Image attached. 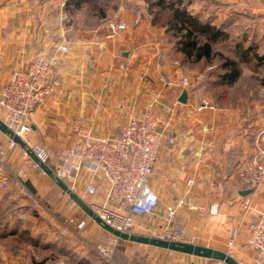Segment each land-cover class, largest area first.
I'll list each match as a JSON object with an SVG mask.
<instances>
[{
  "label": "crops",
  "instance_id": "crops-1",
  "mask_svg": "<svg viewBox=\"0 0 264 264\" xmlns=\"http://www.w3.org/2000/svg\"><path fill=\"white\" fill-rule=\"evenodd\" d=\"M189 10L221 27L229 38L235 30L241 55L257 54L241 65L240 78H246L249 92L240 96L226 89L229 84L203 82L188 93L186 104L180 102L176 107L175 117L164 112L162 107L179 100L182 91L166 87L160 79L204 72L198 63L186 65L188 61L177 52L171 34L153 23L146 0H116L103 8L102 16L90 4L77 6L74 0H0V89L17 65L48 55L58 43L69 46V53L57 66L53 94L31 114L33 130L27 139L28 145H43L54 157L64 155L70 145L75 117H82L96 133L118 136L126 115H139L153 103L155 111L170 120L154 173L148 179L159 196V205L154 214L145 217L147 223L142 225L137 218L134 232L153 233L165 225L168 208L175 206V223L184 229V242L228 252L227 242L238 230L232 254L239 262L249 263L254 256L249 244L252 228L264 213V184L249 188L238 180L235 169L255 152L259 141L264 145V0H195ZM110 18L126 22L127 29L109 37L106 22ZM4 115L0 107L1 120ZM8 137L9 133L0 129L6 147ZM7 160L13 170H25L26 182L23 186L9 176L5 190L0 180V205L7 197L16 207L6 227H14L16 233L0 237V264L43 260L46 253L38 251L41 247H9L8 240L19 241L27 228L52 245L64 240L79 258L87 256L92 239L112 238L113 234L73 201L21 143L8 150ZM190 177L195 180L191 187L187 185ZM249 189L250 194H241ZM105 192L102 184L94 200L102 202ZM247 198L252 200L250 209L244 205ZM212 204L218 205L216 215L189 208L208 209ZM22 215L29 216L25 224ZM39 255L42 260L37 259ZM59 256L57 263L46 264H79L68 254ZM179 260V264H219L185 253Z\"/></svg>",
  "mask_w": 264,
  "mask_h": 264
},
{
  "label": "built area",
  "instance_id": "built-area-1",
  "mask_svg": "<svg viewBox=\"0 0 264 264\" xmlns=\"http://www.w3.org/2000/svg\"><path fill=\"white\" fill-rule=\"evenodd\" d=\"M106 27L108 36L115 37L127 29V23L118 18H110ZM68 53L69 46L66 43L56 44L48 55L17 65L11 71L8 82L0 89V107L5 112L2 121L12 133L8 137L7 147L0 139V180L5 190L8 189L9 176L25 186V170L20 168L15 171L10 167L8 150L19 145L14 136L29 143L27 139L33 130L31 114L53 94L57 66L62 56ZM203 78L198 73H181L175 78L162 77L160 80L166 87L176 91L186 89L189 93L201 84ZM179 104L180 101L176 98L170 105L162 107V110L173 118ZM169 124L170 120L163 119L155 111L153 103L139 115H126L118 136L96 133L78 116L73 120L72 140L64 155L54 157L40 144H29L26 153L33 154L40 163L48 165L54 176L65 181L73 192L84 199L104 224L132 234L139 225L137 218L140 217V224L147 223L145 217L154 214L159 205V196L148 179L154 173ZM169 142L174 143V139L169 138ZM235 170L238 180L249 188L261 187L264 184V145L259 141L255 152L242 159ZM194 182V178L190 177L187 185L191 187ZM102 184L106 185V192L102 202H96L94 197L101 193ZM244 205L246 209H250L252 200L247 198ZM189 208L208 210L212 215L218 213V205L215 204L208 209L195 205H189ZM177 212V207H169L165 225L151 235L183 241L184 229L175 223ZM68 222L69 219H65L64 223ZM252 231L249 244L254 250V256L247 264H264V213L259 215ZM238 233L235 230L227 242V253L231 256ZM120 240L113 235L106 243L89 242V246L108 264H116L115 255ZM219 264L225 263L219 261Z\"/></svg>",
  "mask_w": 264,
  "mask_h": 264
},
{
  "label": "trees",
  "instance_id": "trees-1",
  "mask_svg": "<svg viewBox=\"0 0 264 264\" xmlns=\"http://www.w3.org/2000/svg\"><path fill=\"white\" fill-rule=\"evenodd\" d=\"M116 0H74L77 6L87 3L93 10L99 11L101 16L104 14L103 8L113 3ZM195 0H146L149 6L153 23L159 27H165L167 32L171 34L177 52L183 54L185 61L193 60L194 63L206 61L209 62L215 55L214 45L220 40L229 39L230 35L221 27L212 24L209 19H202L200 15L189 10V6ZM204 1V0H200ZM223 56V55H222ZM253 56H257L256 53ZM220 73L216 74L214 69L204 73V78L201 83L210 85L213 84H233L241 75V63L248 62L249 56L244 54L240 61L229 57H222ZM262 59L263 57L260 56ZM216 74V78L213 74ZM216 79V80H214ZM196 86L194 89H196ZM193 89V90H194ZM5 202L0 205V237H7L10 234H15L16 229H6L11 222L10 217L14 216L15 204L7 197ZM16 220L13 221L15 225ZM23 231L19 236L23 241L30 242V245L38 250L41 247L40 253H46L43 260L35 262V264H46L51 261L57 263L61 255L68 254L73 257L79 264H104L106 261L93 249L90 248L87 256L79 258L78 254L69 249L68 244L60 239L56 245L47 243V239L41 235H32L29 229ZM20 239V240H21ZM60 243V244H59ZM60 245L59 247H57ZM66 252V253H64ZM117 254V253H116ZM116 257V255H115ZM107 263V262H106Z\"/></svg>",
  "mask_w": 264,
  "mask_h": 264
},
{
  "label": "rangeland",
  "instance_id": "rangeland-1",
  "mask_svg": "<svg viewBox=\"0 0 264 264\" xmlns=\"http://www.w3.org/2000/svg\"><path fill=\"white\" fill-rule=\"evenodd\" d=\"M233 31H235V30H233ZM233 31H232L233 35L231 38L226 39V40H220L219 42L215 43V45H214L215 55L209 62L206 63V61H203V62H199L197 64V65L201 66L200 72H202V69L205 70V68H207L208 71H211L209 69L212 68V69H214V71H216L215 72L216 74L220 73L221 68L219 66L221 65L222 61H224L222 58L223 56L235 59L237 61H240L241 58H243V55H241L239 53V49L237 46L239 43V37L237 36V34H234L236 31L235 32H233ZM252 57H251V55L249 56L250 61L253 60ZM193 63H194V61L191 60V61H188V63L186 65H193ZM240 63H241V61H240ZM241 65H242V63H241ZM241 65H240V67H241ZM208 67H210V68H208ZM215 73H214V76H216ZM245 83H246V78L245 77H242V78L239 77L236 83L234 82L233 84H229L226 89L229 92H231L232 94H239L240 93V96H243L244 94H246V92H249V90L246 88L247 84H245ZM240 88H243L242 92H240V90H239ZM28 217L29 216L22 215L21 219H22L23 224H25L28 221V219H29ZM67 219H69V218H67ZM27 229H29V228H27ZM30 230L32 232V235L37 234L36 230H34L33 228H30ZM26 231H28V230H26ZM103 234L106 236L107 233L105 232ZM137 234H144V235H148V236H153L151 234H147V233H143V232L142 233L137 232ZM15 239H18V238H15ZM20 239H19V241L14 240V238L9 239L8 240L9 241L8 242L9 247L10 248H19V247L23 248V247L31 246L30 242L23 241L22 239L21 240ZM92 241H94V242H91V244H99V243H106L109 240H107V238H105V239L102 238L101 242H98V241L93 240V239H92ZM159 252H163L165 256L160 257ZM116 253H117L116 257H115L116 264H179V261H180L179 257L183 256L182 252H172L170 250L163 249L160 247L150 246V245H146V244H140V243L132 242L129 240H123V239L120 240ZM37 259L42 260V257L40 256ZM104 264H108V263L105 262ZM241 264H247V263H241Z\"/></svg>",
  "mask_w": 264,
  "mask_h": 264
},
{
  "label": "water",
  "instance_id": "water-1",
  "mask_svg": "<svg viewBox=\"0 0 264 264\" xmlns=\"http://www.w3.org/2000/svg\"><path fill=\"white\" fill-rule=\"evenodd\" d=\"M187 99H188V91L184 89L179 97V101L183 104H186ZM0 129L6 133H9V135L12 134L10 129L1 119H0ZM14 138L18 143H21L23 146L27 148L28 144L25 140H23L19 136H14ZM31 155L32 157H34L37 163H39V165L43 167L45 171L55 179L58 185L63 189L65 193H67L71 197V199H73V201H75L88 215H90L94 220L97 221V223H99L105 230H107L109 233L113 234L114 236H117L123 240H129L140 244L160 247L170 251L182 252L185 254H191V255L209 258L212 260L222 261L225 264H241L233 256L222 250L213 249L211 247L198 245L190 242L161 239L144 234L124 233L107 224H104L102 220L94 213V211L91 209L88 203L84 199H82L78 194L73 192L65 181L55 177L52 169L48 165L40 163L37 157H35L33 154ZM251 192H252L251 189H249V190L241 191V194L248 195Z\"/></svg>",
  "mask_w": 264,
  "mask_h": 264
}]
</instances>
